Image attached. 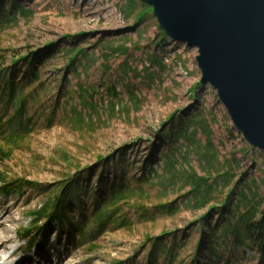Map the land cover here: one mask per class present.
Here are the masks:
<instances>
[{
    "label": "rangeland",
    "instance_id": "rangeland-1",
    "mask_svg": "<svg viewBox=\"0 0 264 264\" xmlns=\"http://www.w3.org/2000/svg\"><path fill=\"white\" fill-rule=\"evenodd\" d=\"M12 4L30 14L9 21L13 18L9 13ZM75 49L83 50L88 57L78 55L75 65L68 67L64 51ZM32 53L37 54L28 69L20 58ZM197 56L196 48L168 38L152 7L140 0H0V70L12 73L16 92L30 93L27 114L13 117L16 108L4 93L3 74L0 145L4 137L21 139L15 140L17 146L10 158L0 162V173L9 181L24 179L41 187H22L9 196L0 192V238L4 247L0 249V264H167V260L158 259L159 249L153 254L156 261L149 263L150 248L145 242L166 232L187 240L179 262L189 264L202 228L199 218L204 226L222 220L220 213L207 212V207L191 210L192 206L186 205L189 188L175 176V172L190 168L198 177L214 178V173L209 177L201 168L202 160L194 153L198 148L213 151L219 162L235 163L234 179L225 190L219 189L216 197L228 198L231 205L236 192L250 184L264 210V152L244 140L216 91L208 83H201ZM12 60L18 63L11 66ZM31 70L40 76L42 86L37 90H33L35 86L25 87ZM79 84L96 108V114L91 115L101 119L91 133L76 134L59 119L65 114L62 104L69 94L78 92ZM112 88L119 94L112 100L114 113L107 107ZM33 98L39 103H30ZM131 98H136L134 103ZM69 103L81 110L76 97ZM125 108H129L128 117ZM53 110L55 123L46 129L43 120ZM191 122L195 125H189ZM173 129L182 130L183 135L167 139ZM168 154L175 155L174 171L164 165L163 157ZM106 156L114 157L115 170L118 165L127 166L129 180L156 171L158 176L152 185H144L145 194L151 197L149 202H131L142 205L148 217L141 219L135 209L122 207L120 215L124 218L117 215L115 224L100 227L93 215L104 208L106 192L77 201L71 197L64 226L51 224L43 247L27 252L16 234L29 225L31 214L48 202L60 179L72 174L75 167L88 169L94 189L101 172L96 159L105 160ZM109 165L114 166L112 161ZM110 171L104 172L108 180L115 177ZM230 190H234L232 197ZM163 204H173V216H163L156 209ZM126 221L131 226L120 227ZM165 239L167 243L172 241L170 235L159 240ZM244 254L247 264H257V254ZM236 255L241 257V253Z\"/></svg>",
    "mask_w": 264,
    "mask_h": 264
},
{
    "label": "trees",
    "instance_id": "trees-1",
    "mask_svg": "<svg viewBox=\"0 0 264 264\" xmlns=\"http://www.w3.org/2000/svg\"><path fill=\"white\" fill-rule=\"evenodd\" d=\"M9 13L13 16L9 21H14L16 17L21 15L30 14V12L23 10L21 6L14 4H12L11 12L9 11ZM115 53L118 52L116 51ZM36 54L37 53H32L30 55L26 54L24 57L20 58V61L24 66L30 69L29 65L33 63ZM64 54H66L68 58V67L75 65L78 55L84 58L88 57L83 50L79 49L66 50ZM17 63V60H12L11 66H15ZM3 74L4 80H6L4 84V93H6L8 103L14 104L16 108L13 117L16 118L24 115L26 113L27 99L30 93L25 94L22 90L16 92L11 78L12 73L8 70H4L3 73V71L0 70V80ZM25 79L27 80L25 86L27 88L35 86L33 90H37L42 86L39 73L35 70H31L30 76ZM33 90H31V93ZM1 91L0 88V92ZM77 91V93H72L67 96L68 100H66L61 107L62 112L65 114H62L59 119H62L63 123L76 134L91 133L99 126L101 119L98 117L94 119L95 117L93 115L96 114V108L91 98L88 97L83 90L81 84L78 85ZM109 96L110 102L107 103V107L110 113H114L115 104L112 100H117L119 94L116 92V89L112 88V90H109ZM74 97H76L78 105L81 110L83 109L84 113L76 106L71 105L72 103H69ZM135 99L136 98H131L130 102L134 103ZM30 103H39L38 98L31 99ZM125 109L128 117L129 108ZM43 122L46 129L52 128L55 123V111H51ZM194 123L191 122L189 125H195ZM182 133V130H177L175 132L173 129V131L169 133L167 139L174 137L178 138L180 135H183ZM19 139L21 138H18V140ZM15 140L16 139H8L5 137L2 139V146L0 145V162L10 158L12 149L17 146L16 141L18 140ZM207 145H209L208 142ZM194 153L201 158V168L204 170V173L210 177V173L212 172L214 173V178L198 177L196 172L190 168H187L188 170H182L181 172H175V176L184 182L185 187L189 188L186 205L189 207L192 206L191 210H202L206 207L207 212L216 210L217 213L221 214L222 220L217 221L214 225L208 223L204 226L200 224L202 217L199 218V226L202 228L200 229V235L193 247V253L189 264H203L202 261H204L205 264H247V261L244 260L245 251L257 254V264H264V210H261L263 202L259 200L257 192H255L254 188L249 186L250 184L246 185L236 192L234 203H231V205V200L229 201L228 198L225 197L221 199V197H216L219 191H223L229 187L234 179V174L232 173L235 170V163L227 160L225 162H219L215 153L209 150L200 151L198 148L194 150ZM174 157L175 155L169 156V154L163 157L164 165L166 164V166L173 171L176 166V159ZM2 158L4 159L2 160ZM96 161L97 165L101 167V172L96 176V187L94 189L91 188L93 178L92 174L88 173V169L80 170L79 167H75L77 169H75L72 174H65L60 179L56 188L51 191L52 195L48 202L44 203L38 210L31 214L29 225L22 227L19 234H16L17 237L24 242L27 252H31L34 248L37 250L43 247L42 240L47 228L50 227L51 224H55L58 228L64 226L67 221V201L71 197L74 198L73 200L77 201L83 198H97L102 192H106L105 196H107V199L103 201L104 208L93 215V220L96 221V224L100 227H103L104 223L112 222L115 224L116 220H118L116 216L123 212L121 210L122 207L135 209V213L139 215L141 219L148 217V212L144 210L142 205L137 203L131 204V202L138 200L144 205H146V202H149L151 197L145 194L144 185H152L154 179L158 176L156 171L149 170L141 178H132L129 180L127 166L118 165L117 170L114 169L117 167V164L114 162V157L106 156L105 160L99 157ZM110 161L114 164L113 168L109 165ZM65 162L67 161L65 160ZM106 169L107 171L111 169L110 172L115 175L113 179L108 180L106 178ZM104 172H106L105 176ZM170 177L171 180L174 179V174ZM176 182L177 181L174 180L172 183L176 184ZM22 187L41 189L35 182L26 181L24 179L9 181L0 173V192L6 194V196H9L11 192L19 190ZM233 192L234 190H230L229 192L231 197L233 196ZM160 199L162 198L160 197L158 200ZM156 207V209L162 211L160 213L166 217H171L175 213L173 204L156 205ZM120 217L124 218L121 215ZM257 217L259 218L257 219ZM120 224V227L131 226L127 221L121 222ZM169 235L172 239L171 242L167 243L166 239L164 242H160V238ZM145 242L149 243L150 248V252L147 255V261L149 263L156 261V259L153 258V254L159 249V260H167V264H180V252L185 251L188 246L187 240H178L175 234L171 232L161 234L159 238L156 239L146 238ZM237 253H241V257L236 255Z\"/></svg>",
    "mask_w": 264,
    "mask_h": 264
},
{
    "label": "water",
    "instance_id": "water-1",
    "mask_svg": "<svg viewBox=\"0 0 264 264\" xmlns=\"http://www.w3.org/2000/svg\"><path fill=\"white\" fill-rule=\"evenodd\" d=\"M173 41L198 51L208 83L244 140L264 152V0H140Z\"/></svg>",
    "mask_w": 264,
    "mask_h": 264
},
{
    "label": "bare ground",
    "instance_id": "bare-ground-1",
    "mask_svg": "<svg viewBox=\"0 0 264 264\" xmlns=\"http://www.w3.org/2000/svg\"><path fill=\"white\" fill-rule=\"evenodd\" d=\"M8 218V217H6ZM4 223V221H2ZM3 224L0 223V228L2 227ZM7 242V241H6ZM3 247V241L0 238V249ZM4 248V247H3Z\"/></svg>",
    "mask_w": 264,
    "mask_h": 264
}]
</instances>
